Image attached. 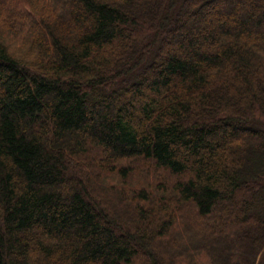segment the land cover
<instances>
[{
    "label": "trees",
    "instance_id": "16d2710c",
    "mask_svg": "<svg viewBox=\"0 0 264 264\" xmlns=\"http://www.w3.org/2000/svg\"><path fill=\"white\" fill-rule=\"evenodd\" d=\"M0 264H264V0H0Z\"/></svg>",
    "mask_w": 264,
    "mask_h": 264
}]
</instances>
